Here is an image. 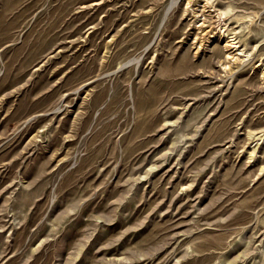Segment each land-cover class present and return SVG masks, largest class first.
<instances>
[{"label":"rangeland","instance_id":"rangeland-1","mask_svg":"<svg viewBox=\"0 0 264 264\" xmlns=\"http://www.w3.org/2000/svg\"><path fill=\"white\" fill-rule=\"evenodd\" d=\"M0 264H264V0H0Z\"/></svg>","mask_w":264,"mask_h":264},{"label":"bare ground","instance_id":"bare-ground-1","mask_svg":"<svg viewBox=\"0 0 264 264\" xmlns=\"http://www.w3.org/2000/svg\"><path fill=\"white\" fill-rule=\"evenodd\" d=\"M223 33H225V31H223ZM226 47H229V49H232V48H236L237 47V45H236V43H235V41L234 40H229V41H227V43H226V45H225ZM240 55V54H239ZM233 57V56H232ZM228 58H231V54H228Z\"/></svg>","mask_w":264,"mask_h":264}]
</instances>
